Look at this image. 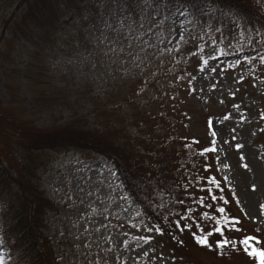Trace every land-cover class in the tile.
<instances>
[{"label": "rangeland", "instance_id": "rangeland-1", "mask_svg": "<svg viewBox=\"0 0 264 264\" xmlns=\"http://www.w3.org/2000/svg\"><path fill=\"white\" fill-rule=\"evenodd\" d=\"M42 1L48 3L51 0ZM159 1L147 0L152 9L160 12L159 18L164 20L171 10L163 15L157 7ZM19 2L0 0V128L3 130L13 129L14 122L27 129L35 126V133L45 136L53 129H43L37 125L47 123L48 127H52L72 117L75 113L61 109L65 106L61 105V91L52 90L57 81L63 86L68 81L74 87L81 88L78 89L80 100L76 101L79 113L88 115L89 109L92 106L95 108L88 117L74 122L79 126L75 130L80 128L88 134L89 128L101 127L99 116L96 117L95 113L97 107L102 109V114H106L108 108L115 104L110 88L115 89L113 95L123 96L122 92L118 94L116 85L112 83L114 73L121 71L126 79H130L131 75L136 77L140 68L132 66L138 61L142 62L140 57L160 60L166 51L152 49L147 44L146 32L149 31L141 23L135 25L133 14L140 13L143 1L86 0L83 3L87 5L85 12L97 10V16L109 18L107 23L113 27H117V24L110 13L120 14L118 18H127L126 27L120 29L123 36L119 33L121 47L117 43L115 51L108 43L113 38L106 34L108 28L105 26L101 32L88 34V40L91 35H101V51L92 42L88 41L86 45L87 42L80 41L76 35L57 38L49 36V33L42 44L36 39L30 43L23 41L16 34V23L26 20L22 14L31 7V2ZM26 4L27 8L24 6ZM68 7L71 9L62 13V17L65 19L64 25L69 28L67 32H70L76 27L69 21L75 6L71 2ZM180 11L182 9L175 8L164 29L159 27L158 33L149 39L153 44L162 41L169 46H178L184 33L183 36L191 37L189 40L194 45L203 41L199 54L191 53L190 73L183 77L189 82L191 128L197 131L196 134L212 135L218 175L230 187L236 203L244 212L245 225L255 227L264 244V61L258 66L254 64L250 72L246 69L251 63L245 61H236L232 67L227 66L230 58L224 55L223 59L219 58L223 37L213 29L205 30L203 36L197 34L199 25L192 18L190 20L194 26L184 32L188 21ZM33 19L38 24L49 17L33 16ZM128 28H131L130 32ZM163 31L169 32L163 35ZM125 32H128L127 36ZM195 37L201 39L194 40ZM51 39L53 42H49ZM87 46L88 49L85 48ZM79 49L88 54L82 55ZM223 50L224 54L233 53L226 48ZM186 55L187 52L183 53V56ZM46 59L58 68L57 72L64 74L62 78L59 73L52 72V66L43 73L33 68V64ZM29 66H32L31 70H28ZM152 69L151 66L147 68ZM49 81H53L52 85ZM134 83L129 89L134 88ZM53 91L57 94V106L49 98ZM84 102L86 112L82 109ZM206 121L211 122L209 130ZM108 125L113 124L109 121ZM68 128V131L72 130L69 125ZM59 133L64 136L66 132ZM35 156L42 165L37 171L41 188L54 205L57 204L54 207L57 210L53 208L47 211L46 224H43L41 231L47 236L58 264H172L173 251L180 258L179 264H196L200 259L219 261H215V264H261L250 256L248 247L246 249L233 243L219 247L215 253L205 249L206 246L187 233L183 234L185 240H176L178 246L174 242L167 244L173 247L172 251L167 249L160 238L157 242L154 231L142 220L132 200L121 189L112 165L93 153L44 150L34 153L32 158ZM28 166H31L30 163ZM4 249L0 241V257ZM214 263L209 261V264Z\"/></svg>", "mask_w": 264, "mask_h": 264}, {"label": "trees", "instance_id": "trees-1", "mask_svg": "<svg viewBox=\"0 0 264 264\" xmlns=\"http://www.w3.org/2000/svg\"><path fill=\"white\" fill-rule=\"evenodd\" d=\"M19 1V4L31 2V7L22 14L26 20L16 23V34L23 41L30 43L36 39L42 44L49 33V36L57 38L76 35L80 41L87 42L86 45L88 41L92 42L101 51V35H91L94 39L90 36L88 40V34L101 32L109 18H100L93 8L89 9L94 11L85 12L87 5L83 3L86 0H51L48 3L42 0ZM140 1H143L140 11L143 15L133 14L135 25L141 23L146 31L151 28L152 31L146 32L147 44L152 49L166 51L160 60L140 57L143 63L138 61L132 66L140 68L136 72L137 78L131 75L130 79H126L121 71L114 73L112 83L116 85L118 94L122 92L123 96L113 95L115 89L110 88L115 104L108 108L106 114H102V109L97 107L95 113L102 128H89L88 134L80 128L74 129L79 127L74 122L88 117L94 106L89 109L88 115H81L76 102L80 100L78 89L81 88L74 87L68 81L65 86L57 81L52 90L61 91V105H65L61 109L75 114L64 123H55L52 127H48L47 123L37 125L43 129H53L55 133L49 131V134L39 136L35 133V126L27 129L14 122L13 129L0 128V240L6 250L5 264H58L47 236L41 231L43 224H46L47 211L57 204L54 205L41 188L37 171L42 165L36 158L38 155L32 158L34 153L44 150L87 151L110 162L120 186L132 197L142 220L161 236L162 241L164 237L170 242L185 240L183 234L186 233L196 239L203 236L211 244V247L203 244L205 249L216 253L221 247L219 240L226 239L230 241L229 244L241 245L254 233L255 228L245 225L242 212L233 205L234 196L217 176L208 137L203 133L196 134L197 131L191 128L189 82L183 77L190 73L191 53L199 54L203 41L194 45L189 40L191 37L185 35L180 38V45L169 46L162 41L153 44L149 38L158 33L159 27L164 29L172 11L180 8L182 16L188 21L184 32L194 26L190 20L192 18L199 25L197 34L203 36L205 30L213 29L223 37L221 48L235 51L238 61L255 58L259 54L262 58L264 0H161L157 4L161 13L166 15L171 10L164 20L159 18L160 12L152 9L147 0ZM71 2L75 8L69 21L76 27L67 32L69 28L64 25L62 13L71 9L68 7ZM24 6L27 8V4ZM33 16H47L49 19L36 24ZM169 31H163V35ZM106 34L121 47V33L117 36L107 29ZM199 38L195 37L194 40ZM49 42H53L52 39ZM79 52L88 54L80 49ZM185 52L188 55L183 56ZM51 66L52 72L59 73L60 78L64 76L57 72L58 68L49 59L33 64V68L42 73ZM149 66L153 69L147 70ZM31 69L32 66H29L28 70ZM52 82L49 81V84L52 85ZM132 82H135L134 88L129 89ZM49 98L57 106L55 101L58 98L54 91ZM82 109L86 112L85 102ZM109 121L113 125L109 126ZM67 124L72 130L68 131ZM60 131L66 132L64 136ZM29 163L31 166H28ZM212 177L219 181V186L213 183ZM221 208L225 211L221 212ZM54 209L57 210V207ZM250 256L257 261L255 256ZM211 260L213 263L219 262L200 259L196 264H209Z\"/></svg>", "mask_w": 264, "mask_h": 264}, {"label": "snow or ice", "instance_id": "snow-or-ice-1", "mask_svg": "<svg viewBox=\"0 0 264 264\" xmlns=\"http://www.w3.org/2000/svg\"><path fill=\"white\" fill-rule=\"evenodd\" d=\"M122 12H123V9H121V13ZM110 15H112V18H113L114 22L117 24V27H113L112 24H108V23L105 24V27L108 29H111L112 32H115L117 34V36H119L120 29H124L126 27L127 18L126 17L125 18H118L120 16V14L110 13ZM130 31H131V28H128V32H130ZM148 31L150 32V31H152V29L149 28ZM128 32H125L124 35L127 36ZM128 41L130 44L131 43V37L130 36L128 37ZM108 43L110 45H112L113 51H115L117 49V43L118 42H114L112 40H109ZM261 59H264V57H262ZM237 147H239V145H237ZM211 179L213 180V183H216L217 186H219V181H217L215 177H212ZM213 199H216V197H213ZM220 211L223 212V211H225V209L221 208ZM233 219H235V217H233ZM215 231H222V229H215ZM247 239L248 238H246L245 242H247ZM197 240L199 243L211 247V244H209L208 240L205 237H203V236L197 237ZM218 243L221 247H223V246L229 244L230 241L225 239V240H219ZM259 254L261 256V264H264V251H260ZM0 264H4L3 257H0Z\"/></svg>", "mask_w": 264, "mask_h": 264}]
</instances>
